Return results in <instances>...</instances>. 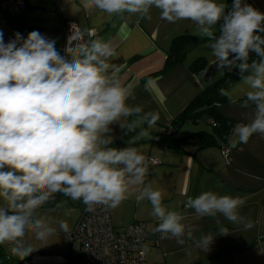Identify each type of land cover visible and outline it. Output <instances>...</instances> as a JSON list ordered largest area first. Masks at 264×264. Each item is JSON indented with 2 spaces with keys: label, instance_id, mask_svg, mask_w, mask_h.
I'll return each instance as SVG.
<instances>
[{
  "label": "clouds",
  "instance_id": "1",
  "mask_svg": "<svg viewBox=\"0 0 264 264\" xmlns=\"http://www.w3.org/2000/svg\"><path fill=\"white\" fill-rule=\"evenodd\" d=\"M82 6L145 19L155 8L168 23L192 21L211 41L217 70L237 71L247 86L240 107L250 109L248 122L234 125L229 139L246 144L253 134L264 136V12L247 0H232L230 7L218 0H83ZM56 44L38 30L26 37L17 32L5 42L0 30V245L24 259L50 244L58 231L67 233L68 225L53 214L61 204L45 208L58 193L82 201L89 211L116 208L132 196L137 202L147 199L162 239L193 241L199 229L185 222L184 213L162 206V192L146 182L148 146L110 147L113 126L125 127L122 119L136 116L148 128L158 119L128 103L131 88L110 64L111 42L85 39L72 25L63 53ZM251 54L258 59L249 62ZM136 127L135 120L127 124L128 131ZM141 137L152 139L144 128ZM243 203L238 196L205 191L188 197L184 207L198 217L220 214L238 224ZM228 234L220 226L217 234H202L194 243L207 252L217 235Z\"/></svg>",
  "mask_w": 264,
  "mask_h": 264
},
{
  "label": "crops",
  "instance_id": "2",
  "mask_svg": "<svg viewBox=\"0 0 264 264\" xmlns=\"http://www.w3.org/2000/svg\"><path fill=\"white\" fill-rule=\"evenodd\" d=\"M82 2L25 0V10L13 16L0 14V30L4 33L5 42L17 32L26 37L29 32L38 30L42 35L56 39V47L60 50L63 42L61 27L65 20L75 21L85 39L93 31L91 38L99 36L110 41L113 49L110 64L114 66L121 82L131 88L132 96L128 103L139 105L144 112H154L158 116L151 128L136 116L120 121L127 127L129 122L135 120L137 127L126 136V143L136 147L146 144L148 158L159 160L158 164L150 163L146 182L162 192V206L184 213L185 222L199 229L194 233V240L202 234H217L220 226L227 227L229 234L217 235L207 252L196 247L194 240H186L184 245H179L175 239H162L161 234L155 231L158 221L152 215L151 203L147 199L137 202L135 196L110 209L113 225L127 227L134 221L147 223V264H264V136L253 134L246 144L238 142L235 137L231 140L228 138L225 143H221L229 150L227 160L222 155L221 145L199 148L191 143L175 141L198 130H210V127L197 129L187 122L172 134L162 131L203 88L227 72L217 70L209 48L211 41L192 48L181 62L164 70L167 50L174 36L182 33L200 36L192 21L169 24L160 19L159 11L155 8L150 11L151 19L127 13L108 15L87 12ZM220 2L226 4L225 0ZM247 2L264 12V0ZM213 31L219 35L218 26ZM198 58L205 59L213 68L192 72L190 66ZM149 82L151 84L146 88ZM246 91L247 86L239 80L227 89L228 102L217 108L234 125L248 122L245 113L250 109L240 107ZM201 121L208 122L201 119L196 123ZM125 127L113 126V139ZM141 128L147 129L152 139L137 138ZM133 140L135 143L131 144ZM111 147H117V144ZM205 191L243 199L244 203L238 210L242 222L233 224L220 214L217 217H198L194 210L185 209L188 197L194 198ZM56 203L61 204V207L55 209L53 214L68 225V232L58 231V237L50 244L24 259L14 255L9 245H0L8 258L7 264L20 261L24 264H74V260L79 259L77 252L76 256L73 255V248L69 254L68 236L84 204L63 195ZM55 204L45 208L54 209Z\"/></svg>",
  "mask_w": 264,
  "mask_h": 264
},
{
  "label": "built area",
  "instance_id": "3",
  "mask_svg": "<svg viewBox=\"0 0 264 264\" xmlns=\"http://www.w3.org/2000/svg\"><path fill=\"white\" fill-rule=\"evenodd\" d=\"M26 9L25 0H0V14L14 15ZM74 30H80L75 21L62 22L63 42L60 51L63 53L67 38ZM93 31L88 36L92 37ZM85 37V36H84ZM167 134H172V127L162 128ZM222 155L228 160L229 150L223 144ZM152 164L159 160L149 158ZM147 223L134 221L127 227H116L112 223L109 208L97 206L95 211H89L84 205L73 231L69 234V254L72 248L77 251V257L83 264H147L146 260Z\"/></svg>",
  "mask_w": 264,
  "mask_h": 264
},
{
  "label": "trees",
  "instance_id": "4",
  "mask_svg": "<svg viewBox=\"0 0 264 264\" xmlns=\"http://www.w3.org/2000/svg\"><path fill=\"white\" fill-rule=\"evenodd\" d=\"M226 4L230 7L232 0H225ZM5 16V15H4ZM13 16V15H10ZM13 23V22H12ZM209 41L206 37H201L194 34H179L171 39L169 48L167 50V58L164 65V70L171 68L176 63L182 61L186 53L192 48ZM258 59L255 54L250 58ZM208 66V63L203 58H198L195 60L190 69L192 72H197L204 70ZM240 80V76L237 71L233 70L231 73L226 72L220 77H218L211 84L203 88L188 104L187 106L175 116L169 126L177 131L183 124L190 122L196 123L201 119L208 120L207 124L210 126V130H198L178 139H175L177 143H191L197 145L199 148H206L210 146H222L231 135V130L234 126V122L222 116L217 108L218 106L228 102V98L225 94H222V90L226 93L227 89L231 87L234 83ZM130 131L127 127L113 139V143L117 144L118 148H123V146H129L126 143V136H129ZM62 196V194H56L54 201L51 205H54L57 200ZM48 206V205H46ZM8 258L0 249V263L7 264ZM15 264H24L23 262H15Z\"/></svg>",
  "mask_w": 264,
  "mask_h": 264
},
{
  "label": "rangeland",
  "instance_id": "5",
  "mask_svg": "<svg viewBox=\"0 0 264 264\" xmlns=\"http://www.w3.org/2000/svg\"><path fill=\"white\" fill-rule=\"evenodd\" d=\"M219 2H220V0H219ZM169 24H174V25H175L176 23H169ZM174 29H175V28H174ZM182 34H186V33H182ZM252 55H253V54H251V56H252ZM212 66H213V65L210 64V63L208 62V66H207L205 69H207V68H209V69H210V68H213ZM217 77H218V76H217ZM215 79H216V78H215ZM190 124H191V126H193V125L196 126L197 129H202V128L209 129V127H210L205 121H201V122L196 123V124H195V123H194V124H193V123H190ZM76 252H77L76 249L73 248V255H75ZM75 256H76V255H75ZM75 258H76V257H75ZM159 262L162 263L161 261H159ZM74 264H82V262H81L79 259H78V260L75 259V260H74Z\"/></svg>",
  "mask_w": 264,
  "mask_h": 264
}]
</instances>
